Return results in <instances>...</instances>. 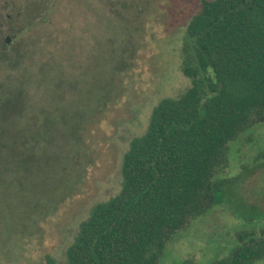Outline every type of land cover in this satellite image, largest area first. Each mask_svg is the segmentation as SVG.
<instances>
[{"label":"rangeland","instance_id":"374dc122","mask_svg":"<svg viewBox=\"0 0 264 264\" xmlns=\"http://www.w3.org/2000/svg\"><path fill=\"white\" fill-rule=\"evenodd\" d=\"M202 0H0V264H68L154 108L191 87L188 24ZM264 122L230 144L222 202L160 264H213L264 228ZM255 264H264V258Z\"/></svg>","mask_w":264,"mask_h":264},{"label":"trees","instance_id":"16d2710c","mask_svg":"<svg viewBox=\"0 0 264 264\" xmlns=\"http://www.w3.org/2000/svg\"><path fill=\"white\" fill-rule=\"evenodd\" d=\"M187 37L191 87L162 100L131 141L121 191L81 223L68 264H160L174 235L218 206L233 183L217 179L230 144L264 122V0H202ZM263 258L264 228L239 233L213 264Z\"/></svg>","mask_w":264,"mask_h":264}]
</instances>
